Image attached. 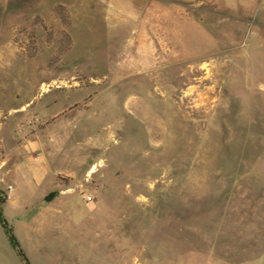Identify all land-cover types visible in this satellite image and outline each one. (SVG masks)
<instances>
[{
  "label": "rangeland",
  "instance_id": "374dc122",
  "mask_svg": "<svg viewBox=\"0 0 264 264\" xmlns=\"http://www.w3.org/2000/svg\"><path fill=\"white\" fill-rule=\"evenodd\" d=\"M28 156L49 264H264V0H0V194Z\"/></svg>",
  "mask_w": 264,
  "mask_h": 264
},
{
  "label": "crops",
  "instance_id": "0c3cea01",
  "mask_svg": "<svg viewBox=\"0 0 264 264\" xmlns=\"http://www.w3.org/2000/svg\"><path fill=\"white\" fill-rule=\"evenodd\" d=\"M35 158H37L38 160L39 156ZM21 170H25L27 173H29L30 178L26 181L22 180V182L19 183L20 188H17V189L15 187V184L13 185V183H10V184L6 183V185L4 186V189H6V196H5L3 205L7 206V211H8L9 216L12 213L11 209L14 208V212L11 215L13 216L14 213L15 215H17V220L19 221L18 223L21 225V228H22V226L27 221L28 213L26 212V210H27V207L30 206L29 199L32 197V194L30 193L31 191H35V189L42 184V182L45 180V178L48 175L47 174L48 170L40 162L37 164L33 162L32 156L26 157L25 162L21 164L20 168L18 169V172ZM9 185H12V190H10V188L8 187ZM16 209L17 211H15ZM22 235H23L22 238H24L25 237L24 234ZM20 240H21V237H20ZM30 248L31 249H23V250L26 256L29 253L36 255L37 257L35 258L37 260V264H49L53 260L52 258L49 257L50 255H64V254L73 253L71 249L61 248V247L51 248V247H45V246H33ZM57 261L58 262L68 261V259H57ZM0 264H5V263L0 260Z\"/></svg>",
  "mask_w": 264,
  "mask_h": 264
},
{
  "label": "trees",
  "instance_id": "16d2710c",
  "mask_svg": "<svg viewBox=\"0 0 264 264\" xmlns=\"http://www.w3.org/2000/svg\"><path fill=\"white\" fill-rule=\"evenodd\" d=\"M55 10L60 15L61 20L66 24L69 25V16L66 12V8L62 4H58L55 6ZM55 195L54 191H51L47 196L46 199L48 200L50 197ZM5 196L3 194H0V224L2 225L5 234L8 237V240L13 248L16 249L20 257L25 261L26 264H30L16 234L14 233L13 227L9 224L6 217L3 213V204H4Z\"/></svg>",
  "mask_w": 264,
  "mask_h": 264
},
{
  "label": "built area",
  "instance_id": "2783aa9c",
  "mask_svg": "<svg viewBox=\"0 0 264 264\" xmlns=\"http://www.w3.org/2000/svg\"><path fill=\"white\" fill-rule=\"evenodd\" d=\"M92 199V197L90 195L86 196V200L90 201Z\"/></svg>",
  "mask_w": 264,
  "mask_h": 264
}]
</instances>
